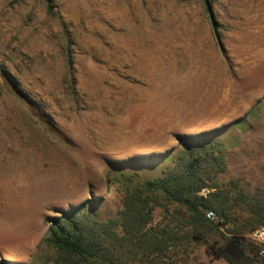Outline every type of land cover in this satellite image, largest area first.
<instances>
[{
  "label": "rangeland",
  "instance_id": "374dc122",
  "mask_svg": "<svg viewBox=\"0 0 264 264\" xmlns=\"http://www.w3.org/2000/svg\"><path fill=\"white\" fill-rule=\"evenodd\" d=\"M210 2L52 0L50 14L0 0V263L55 264L48 220L116 217L125 178L160 177L183 136L221 143V189L264 197V0ZM177 213L158 208L153 225ZM232 219L246 238L261 227L242 207ZM207 245L179 264H228Z\"/></svg>",
  "mask_w": 264,
  "mask_h": 264
},
{
  "label": "trees",
  "instance_id": "16d2710c",
  "mask_svg": "<svg viewBox=\"0 0 264 264\" xmlns=\"http://www.w3.org/2000/svg\"><path fill=\"white\" fill-rule=\"evenodd\" d=\"M45 1L53 14L52 0ZM204 1L211 11L210 0ZM68 62L72 68L71 56ZM209 136L180 138L183 150L158 178L142 180L139 173L126 177L123 209L116 217L104 219L96 211L74 208L50 218L42 244L56 252L55 264H179L178 258L189 256L195 245L204 244L215 260L264 264L258 246L236 227L224 229L233 223L236 207L245 209L253 224L264 226V197L245 192L238 181L231 182L227 191L220 188L227 155L221 143L206 139ZM199 138H205L204 142L197 143ZM158 208L179 211L177 224L155 227L153 215ZM208 211L222 221L208 220Z\"/></svg>",
  "mask_w": 264,
  "mask_h": 264
},
{
  "label": "built area",
  "instance_id": "2783aa9c",
  "mask_svg": "<svg viewBox=\"0 0 264 264\" xmlns=\"http://www.w3.org/2000/svg\"><path fill=\"white\" fill-rule=\"evenodd\" d=\"M207 219L213 222H220L222 219L217 216V214L213 211H208ZM248 239L256 246L260 248L259 258L262 260L264 259V226L257 228L256 230L252 231L248 236Z\"/></svg>",
  "mask_w": 264,
  "mask_h": 264
},
{
  "label": "bare ground",
  "instance_id": "6f19581e",
  "mask_svg": "<svg viewBox=\"0 0 264 264\" xmlns=\"http://www.w3.org/2000/svg\"><path fill=\"white\" fill-rule=\"evenodd\" d=\"M34 177V176H33ZM45 189H46V187H45ZM47 190V189H46ZM48 191V190H47ZM51 191H53V190H51ZM47 194H48V192H47ZM42 195H45V194H42ZM23 197H25V199H26V201H31V199L32 198H38L39 199V197H40V193L39 192H37L36 194H32L31 192H27V193H24V195H23ZM43 197H45V196H43ZM41 198V197H40ZM34 201V200H33ZM37 201V200H36ZM29 205V204H28Z\"/></svg>",
  "mask_w": 264,
  "mask_h": 264
}]
</instances>
